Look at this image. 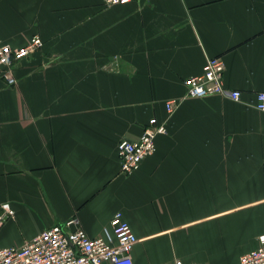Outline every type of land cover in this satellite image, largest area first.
Wrapping results in <instances>:
<instances>
[{"label":"crops","instance_id":"0c3cea01","mask_svg":"<svg viewBox=\"0 0 264 264\" xmlns=\"http://www.w3.org/2000/svg\"><path fill=\"white\" fill-rule=\"evenodd\" d=\"M44 45L0 74V247L72 217L113 237L121 210L133 264H239L264 235V0H0V41ZM221 56L228 94L184 79ZM178 100L172 113L166 101ZM165 124L131 174L118 143ZM74 227V226H73Z\"/></svg>","mask_w":264,"mask_h":264},{"label":"built area","instance_id":"2783aa9c","mask_svg":"<svg viewBox=\"0 0 264 264\" xmlns=\"http://www.w3.org/2000/svg\"><path fill=\"white\" fill-rule=\"evenodd\" d=\"M108 6L125 4L131 0H103ZM44 45L40 35H33L21 46H13L0 41V74L10 84H14L15 65L31 56ZM225 62L221 56L209 57L200 74L184 79L188 97H205L213 94H228L234 100H240V89H227L224 84ZM178 100L166 101L169 113L174 111ZM255 106L264 111V91L257 92ZM167 132L165 124L148 125L138 139H121L118 143L120 171L131 174L142 161L156 151V137ZM0 229L8 218L15 217L11 203L1 204ZM113 237H91L79 224L77 217L51 227L44 228L35 236L20 245L0 247V264H133L132 250L139 241L131 224L123 212L118 210L111 220ZM74 226V227H73ZM166 264H204L185 262L175 258ZM239 264H264V235L259 236V245L245 252Z\"/></svg>","mask_w":264,"mask_h":264}]
</instances>
